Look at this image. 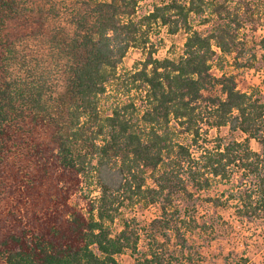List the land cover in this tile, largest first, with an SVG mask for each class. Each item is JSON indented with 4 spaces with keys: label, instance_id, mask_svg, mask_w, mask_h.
<instances>
[{
    "label": "trees",
    "instance_id": "1",
    "mask_svg": "<svg viewBox=\"0 0 264 264\" xmlns=\"http://www.w3.org/2000/svg\"><path fill=\"white\" fill-rule=\"evenodd\" d=\"M140 1L0 0V264H122L125 252L197 264L214 242L215 264L253 262L259 240L218 210L264 229V100L212 68L246 65L243 29L261 25L264 2L164 0L141 14ZM160 26L186 31L181 54L155 56ZM131 48L144 56L121 71ZM205 125L245 137L211 139ZM94 181L99 194H83ZM138 206L159 213L114 227ZM225 237L245 249L226 252Z\"/></svg>",
    "mask_w": 264,
    "mask_h": 264
},
{
    "label": "rangeland",
    "instance_id": "2",
    "mask_svg": "<svg viewBox=\"0 0 264 264\" xmlns=\"http://www.w3.org/2000/svg\"><path fill=\"white\" fill-rule=\"evenodd\" d=\"M164 0H141L139 3V13L144 14L148 13L149 10H152L154 4L159 3L161 4ZM256 1V0H254ZM264 2V0H263ZM193 24L198 27L200 26V21L198 17H192ZM264 22V21H262ZM261 22V25L256 27L257 25L248 23L247 26L243 29V37L247 42L248 52L244 58L240 59V62L246 64L244 67H238L234 65L233 56H229L225 62V68L221 70L218 65L214 64L212 68V72L214 74H222V72L233 73L236 74V80L238 87L241 90L252 91L255 88L260 90V95L264 100V50L261 47V40L264 37V24ZM187 37V33L185 30H180L176 34H170L167 31L165 26L157 27V29L153 30L151 33V40L155 43L157 47V51L155 52V56L159 58L163 57H170V56H178L184 50V43ZM256 55L257 57H254ZM143 51L139 48H131L127 53L124 61L121 65V71L128 70L134 67V64L143 58ZM112 99H110L111 101ZM205 128H208V134L211 139L215 138L216 136H224L226 138H237L243 139L245 134L241 131H231L228 126L223 127H209L205 125ZM251 144L254 149H258V142L255 139L251 140ZM220 191L230 189L231 184L229 183H221L217 186ZM99 186L94 181L91 184H85L83 194H86L90 197L96 196L99 194ZM213 193H215L213 191ZM219 214L223 216V218L232 221L237 229L241 230L242 232L247 234L246 240L249 243L255 244L259 240L258 246L251 245L248 253L252 256L253 264L254 262L257 264H263L261 260H264L263 255H258L257 250L264 249V229H260L257 232H254L250 229H244L240 226L237 221L236 215L234 210L231 208L225 209L220 208L218 210ZM159 213V210L155 206L151 207H136L135 211L131 208H123V213L116 219V223L114 227L116 229H120L123 224V216L131 217L132 215H136L139 222L144 226L148 224L156 215ZM211 221V218H209ZM245 239L237 238L235 241L232 240L228 241L227 237L223 238L222 244L225 245V251L227 252L231 248H235L237 250L245 249ZM200 242H203L200 239ZM147 240L145 236H143L140 247L141 249H145V245ZM206 244V243H205ZM218 247V243L214 242L212 246H208L207 244L205 247L201 248V251L206 255L203 261H200L197 264H215L214 258L212 254L214 253V248ZM118 258L122 264H133L134 258L132 257L131 253L125 252L123 254L118 255Z\"/></svg>",
    "mask_w": 264,
    "mask_h": 264
}]
</instances>
